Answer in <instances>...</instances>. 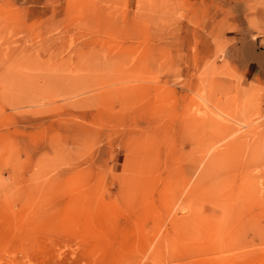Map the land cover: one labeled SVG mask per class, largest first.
<instances>
[{"label":"rangeland","instance_id":"1","mask_svg":"<svg viewBox=\"0 0 264 264\" xmlns=\"http://www.w3.org/2000/svg\"><path fill=\"white\" fill-rule=\"evenodd\" d=\"M264 0H0V264H264Z\"/></svg>","mask_w":264,"mask_h":264},{"label":"crops","instance_id":"2","mask_svg":"<svg viewBox=\"0 0 264 264\" xmlns=\"http://www.w3.org/2000/svg\"><path fill=\"white\" fill-rule=\"evenodd\" d=\"M234 43L225 49V57L235 59L244 77L250 81H264V44L259 37L228 35Z\"/></svg>","mask_w":264,"mask_h":264}]
</instances>
